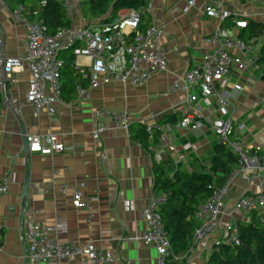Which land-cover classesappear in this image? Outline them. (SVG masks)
Listing matches in <instances>:
<instances>
[{"label": "built area", "instance_id": "built-area-1", "mask_svg": "<svg viewBox=\"0 0 264 264\" xmlns=\"http://www.w3.org/2000/svg\"><path fill=\"white\" fill-rule=\"evenodd\" d=\"M38 1L41 6L37 10L47 2ZM57 1L64 8L69 24L57 27L53 33L36 17L31 19L26 16L22 3L10 9L14 23L25 28L24 52L19 56L6 54L4 40L0 36V97L2 105L14 114L19 115L24 105H30L35 117L41 112H46L49 117L54 116L56 107L63 103L61 71L64 61L60 57V48L70 49L74 57L88 59L87 64L75 61L74 70L88 80L89 89L113 82L122 87L141 85L167 68L166 50L161 45L163 28L154 19L141 28L143 12H152L149 0L143 9L119 10L108 21L102 20V17H85L80 10V0ZM198 2H201V13L214 20L215 24L210 36L204 40L210 39L218 45L202 53L194 66L185 68L175 76L170 89L182 96L179 119L173 124H161L154 119L145 121V131L152 142L155 131L198 130L202 121H206L218 142L236 155V164L224 181L213 187L210 196L193 212L195 229L192 243L195 245L222 229V234L215 239V243L238 245V221L264 208V154L253 151L242 137L236 135L233 119L237 109L235 96L256 83H264L261 75L256 73L264 37L244 39L238 35V31L247 28L251 19L260 20L264 25V0H186L181 11L187 13ZM2 8H7L4 0H0V10ZM227 21L232 23L230 27L225 25ZM24 68L29 76L23 98L20 99L12 93L11 83L14 82V74ZM87 91L78 87V94L83 98L89 97ZM92 117L95 123L91 137L97 146L106 129L107 117L111 118L116 127L129 133L130 118L126 109H93ZM239 127L243 128L244 124L240 123ZM159 138L167 150L177 151L174 165L183 162L182 149L190 148L191 144L183 145L180 149L169 144L164 136L160 135ZM25 139L27 150L22 148L16 154L23 164L26 160L24 153L53 156L66 149L60 135L55 132H32L25 134ZM99 160L102 163L106 160L103 151L99 154ZM236 178L248 183L249 192L232 199L230 189ZM13 181L14 173L11 170L0 176V197L8 193ZM39 186L48 192L53 184L41 181ZM84 186V180L71 184L60 182L57 185L61 192L70 190L71 204L77 209L88 206V200L84 198ZM166 201L165 192L149 198L144 208L146 227L140 232L124 236L123 240L153 247L156 252L155 264L190 262L192 246L186 252L178 254L172 250L161 216V206ZM233 212L238 214L239 220ZM222 217L227 218L223 224L220 223ZM66 229L67 221L64 216H55L51 224L30 222L22 234L27 263L40 264L50 260L68 263L77 260L79 264L114 262V256L110 252L92 241L83 244L74 240L58 241L56 236ZM116 238L111 236L112 240ZM1 241L0 226V243Z\"/></svg>", "mask_w": 264, "mask_h": 264}, {"label": "crops", "instance_id": "crops-1", "mask_svg": "<svg viewBox=\"0 0 264 264\" xmlns=\"http://www.w3.org/2000/svg\"><path fill=\"white\" fill-rule=\"evenodd\" d=\"M149 1L152 12H143L141 28L151 19L160 24L164 32L161 45L166 50L168 63L164 71L151 76L144 84L122 87L113 82L89 89L88 80L74 70L75 61L87 64L88 59L74 57L72 70L79 78L62 93L63 103L56 107L54 116L49 117L46 112H41L35 117L30 105H24L21 113L16 115L2 105L0 97V176L9 170L14 173L8 193L0 197V264H28L23 232L30 222L51 224L55 216H64L67 221L66 231L56 236L60 242L74 240L83 244L92 241L114 256L112 264H155L156 252L153 247L123 240L124 236L146 227L144 208L149 198L158 193L154 188L153 164L162 163L169 177L175 168L193 170L198 164L208 166L215 144L211 145L209 137L213 133L206 121H202L198 130L155 131L152 142L148 137L144 138L142 127L145 131L144 122L152 119L161 124H173L170 119L173 115L176 121L179 119L182 96L170 89L175 76L185 68L194 66L202 53L218 44L210 39L204 40L210 36L215 24L199 10L201 2L183 13L181 8L186 0ZM15 5H7V8L0 10V36L4 40L5 52L10 56H19L24 52L25 28L15 24L10 16V9ZM23 5L26 16L33 19L30 12L34 8L33 3L28 1ZM225 25L230 27L232 23ZM28 76L26 68L14 74L11 89L20 99L23 98ZM259 83L262 84L263 95L256 96L252 92ZM259 83L235 96L237 109L233 116L236 135L256 152L264 150V110L260 107L264 102V83ZM78 87L88 90L89 97L80 96ZM99 108L113 111L126 109L130 118L129 133L116 127L107 117L106 129L97 146L91 137L95 123L92 110ZM250 110H254V114L244 119ZM240 123L244 124L243 128H238ZM32 132L58 133L66 149L53 156L22 153L26 157L23 164L16 154L24 148L25 134ZM160 135L180 149L183 145L191 144L190 148L182 149L184 160L178 165L173 164L170 173L164 164L169 153L177 158V151L167 150L160 143ZM102 151L106 156L103 163L99 160ZM26 177H29V181L24 198L22 191ZM78 180L85 182L83 192L88 206L77 209L71 204L70 190L61 192L57 185ZM41 181L53 184L48 192L40 188ZM247 192L248 183L236 178L230 189L231 198ZM256 213L259 221L264 223V208ZM233 214L240 219L236 212ZM249 219L251 215L243 220ZM226 220V217H222L220 223ZM221 234L222 229H218L195 245L191 237L190 247L193 248L190 262L169 264H204L215 239ZM112 235L117 237L116 240L111 239ZM127 260L130 262L127 263ZM40 264L79 262L50 260Z\"/></svg>", "mask_w": 264, "mask_h": 264}, {"label": "trees", "instance_id": "trees-1", "mask_svg": "<svg viewBox=\"0 0 264 264\" xmlns=\"http://www.w3.org/2000/svg\"><path fill=\"white\" fill-rule=\"evenodd\" d=\"M7 5L31 1L34 8L32 16L47 25L50 33L57 27L66 26L69 20L64 8L57 0H47L41 5L38 0H4ZM148 0H80V10L85 17H101L108 21L114 18L119 10L145 6ZM36 3V4H35ZM107 15H103L105 13ZM229 21H227L228 23ZM241 38L253 36L264 37V25L258 20L251 19L246 29L238 34ZM60 57L64 61L61 72L62 93L75 84L79 78L72 70L74 56L70 49L60 48ZM259 68L256 73L264 75V40L260 46L258 57ZM176 121L175 115L170 118ZM143 128V136L147 134ZM256 152V151H255ZM264 154V150L257 151ZM236 155L217 142L213 147L208 166L198 164L193 170L184 167L175 168L171 177L163 170L162 163L154 162V188L156 192L167 193V201L161 206V216L165 231L169 236L172 250L175 254L186 252L191 245L195 223L192 214L198 205L210 196L213 187L220 185L228 172L235 166ZM257 211L252 212L251 219L239 220V244L231 245L215 243L207 257L206 264H264V226L257 217Z\"/></svg>", "mask_w": 264, "mask_h": 264}, {"label": "rangeland", "instance_id": "rangeland-1", "mask_svg": "<svg viewBox=\"0 0 264 264\" xmlns=\"http://www.w3.org/2000/svg\"><path fill=\"white\" fill-rule=\"evenodd\" d=\"M243 38L244 39H248V38H246L245 36H243ZM235 73H236V71H235ZM262 84H256L255 85V88H254V90H253V94L254 95H263L262 94ZM247 90V89H246ZM261 106V108L264 110V102H262L261 104H260ZM251 114H254V110H250V111H248L247 113H246V115H244V119H245V117H248V116H250ZM210 139H211V145L213 146L214 144H216L217 142H218V139H217V137L213 134H211L210 135V137H209ZM176 145V144H175ZM209 153H212V151H210ZM176 157L172 154V153H169V158H168V160L165 162V164H164V168L167 170V172H171L172 171V169H173V164H174V159H175ZM262 225L264 226V223H262Z\"/></svg>", "mask_w": 264, "mask_h": 264}, {"label": "water", "instance_id": "water-1", "mask_svg": "<svg viewBox=\"0 0 264 264\" xmlns=\"http://www.w3.org/2000/svg\"><path fill=\"white\" fill-rule=\"evenodd\" d=\"M261 81H264V75H261ZM24 142V149L27 150V143H26V139H23ZM28 181H29V177H26L25 182L23 184V191H22V195L25 198L27 195V188H28Z\"/></svg>", "mask_w": 264, "mask_h": 264}]
</instances>
